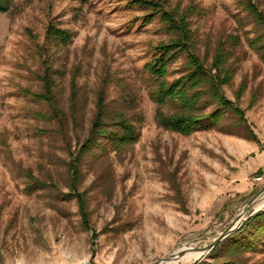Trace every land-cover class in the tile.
I'll use <instances>...</instances> for the list:
<instances>
[{"label":"rangeland","instance_id":"374dc122","mask_svg":"<svg viewBox=\"0 0 264 264\" xmlns=\"http://www.w3.org/2000/svg\"><path fill=\"white\" fill-rule=\"evenodd\" d=\"M165 6L190 24L206 66L222 58L229 68L219 93L241 115L227 112L188 134L160 126L143 66L152 44L170 36L158 17L145 23L124 0H15L0 13V264H155L179 248L212 244L263 190L264 179L255 178L264 177V40L248 44L254 22L240 0ZM53 24L72 32L67 45L51 38ZM219 44L227 48L221 58ZM51 64L64 127L36 116L51 115L36 98ZM128 84L141 95L139 141L83 154L82 179L71 191L69 159L86 141L99 90L111 101ZM259 211L264 194L216 249L177 264H264V236L242 250L232 246Z\"/></svg>","mask_w":264,"mask_h":264},{"label":"trees","instance_id":"16d2710c","mask_svg":"<svg viewBox=\"0 0 264 264\" xmlns=\"http://www.w3.org/2000/svg\"><path fill=\"white\" fill-rule=\"evenodd\" d=\"M124 1L129 6L137 7L143 11L142 19L145 23H151L158 17L167 35L170 36L167 41L152 44V55L143 66L145 81L147 82V94L156 105L155 121L160 126L188 134L213 127L227 112L231 111L241 115L239 110L219 93L220 73L229 72V68L225 63L223 64L221 58L224 55L223 51L227 49L226 46L224 48L219 44L217 56L221 60L213 61L212 65L208 67L206 66L208 62L205 63V60L195 51L196 37L190 29V24L185 22V18H178L176 12L168 10L165 6L167 0ZM14 2L15 0H0V13L8 12ZM240 6L254 22L253 31L256 36L248 38L247 42L256 48L264 40V7L260 8L254 0H240ZM49 35L57 45H67L72 38L71 31L56 24L49 27ZM231 39L233 46L242 41L241 35ZM182 58L184 59L182 66L176 68V64ZM52 65H47L45 73L40 75L44 91L36 93L37 99L49 105L51 115H47V117L45 113L48 114V112L37 111L36 116L41 120L54 118L64 127L67 113L61 107L58 97L53 93L55 84L53 75L59 72L54 70ZM105 91V87L99 90L96 101L97 111L86 136V141L83 143L84 148L82 144L81 150H78L75 158V152H71L68 166L71 191L78 190V185L82 179L81 161L83 154L91 152L94 148L102 149V152L105 153L110 150L118 152L125 146L135 144L141 137L138 124L144 121V116L137 109L141 101L140 92H136L128 84L124 86L122 96L119 99L108 101ZM34 179H36L37 184H45L38 178ZM83 202V199H80L82 205H84ZM243 228L251 230H247V236L243 238L239 236L233 240L234 249L242 250L246 246H253L255 237L264 236V211L252 215L244 223L240 232ZM213 264L240 263L229 260Z\"/></svg>","mask_w":264,"mask_h":264},{"label":"water","instance_id":"95a60500","mask_svg":"<svg viewBox=\"0 0 264 264\" xmlns=\"http://www.w3.org/2000/svg\"><path fill=\"white\" fill-rule=\"evenodd\" d=\"M262 194H264V188L263 190H261L258 194H256L252 200H250V202L247 204V206L244 209V212L239 215L238 217H236L234 219V221L232 222V224H230V226L223 231L218 237L217 239H215V241L208 245V246H204V247H198V248H191L192 250H199V251H208L210 252L220 241H222L224 238H226L234 229L235 225L237 222H239V217H241L245 212H247L252 206L253 204L257 201L258 197L261 196ZM187 252V250H181L179 251L177 254H169L168 256L164 257L163 259H161L160 261L156 262L155 264H168L174 260H177L179 258H181L183 255H185V253Z\"/></svg>","mask_w":264,"mask_h":264},{"label":"bare ground","instance_id":"6f19581e","mask_svg":"<svg viewBox=\"0 0 264 264\" xmlns=\"http://www.w3.org/2000/svg\"><path fill=\"white\" fill-rule=\"evenodd\" d=\"M243 217H244L243 215L241 217H239V222H237V224L241 222V219ZM191 248H194V247L192 246V247L184 248L185 250H187L185 255H183L181 258L174 260L168 264H177L179 262L191 263V262H194V261L198 260L199 258H201L203 255L206 254V252L208 253V251L205 252V251H199V250H192ZM184 249H182V250H184ZM179 251H181V248L177 249L174 252V254H177Z\"/></svg>","mask_w":264,"mask_h":264},{"label":"built area","instance_id":"2783aa9c","mask_svg":"<svg viewBox=\"0 0 264 264\" xmlns=\"http://www.w3.org/2000/svg\"><path fill=\"white\" fill-rule=\"evenodd\" d=\"M263 179H264V177H263V176H259V177L255 178V180H256V181H258V182H262V181H263Z\"/></svg>","mask_w":264,"mask_h":264}]
</instances>
